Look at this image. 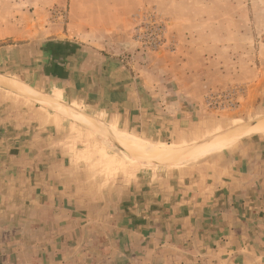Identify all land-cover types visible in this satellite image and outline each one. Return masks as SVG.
<instances>
[{
    "label": "rangeland",
    "instance_id": "rangeland-1",
    "mask_svg": "<svg viewBox=\"0 0 264 264\" xmlns=\"http://www.w3.org/2000/svg\"><path fill=\"white\" fill-rule=\"evenodd\" d=\"M35 1L0 0V44L12 41L3 26H26ZM124 3L133 4L137 49L160 58L179 89L170 86L162 141L120 134L183 152L264 122V0ZM51 10L65 20L64 9ZM46 103L0 85V260L264 264V132L151 163L118 149L93 121L97 129Z\"/></svg>",
    "mask_w": 264,
    "mask_h": 264
},
{
    "label": "crops",
    "instance_id": "crops-1",
    "mask_svg": "<svg viewBox=\"0 0 264 264\" xmlns=\"http://www.w3.org/2000/svg\"><path fill=\"white\" fill-rule=\"evenodd\" d=\"M33 5L32 13H24L26 26L8 27L9 32L7 26L2 28L12 41L0 44V67L20 79L0 75L49 96L46 88L55 91L54 98L76 108L91 109L90 115H99L117 131L114 134L162 141L171 127V106L166 104L172 99L170 86L179 85L166 75L168 67L157 65L160 58L137 49L131 31L133 4L36 0ZM52 7L66 11L64 21L52 15ZM3 203L0 191V213ZM8 261L3 257L0 264Z\"/></svg>",
    "mask_w": 264,
    "mask_h": 264
},
{
    "label": "bare ground",
    "instance_id": "bare-ground-1",
    "mask_svg": "<svg viewBox=\"0 0 264 264\" xmlns=\"http://www.w3.org/2000/svg\"><path fill=\"white\" fill-rule=\"evenodd\" d=\"M12 80L6 79V78L0 76V85H12L13 84ZM14 85L19 90L16 92L22 93V95H25L26 97H29L32 99H39V98H36L33 95L29 94V93H26L25 91L20 90V87L18 86V84L17 85L14 84ZM39 100L43 101L41 99H39ZM43 102L46 103L47 101H43ZM46 104L50 105L48 103H46ZM58 108H60V110L63 111L67 116H69V117L71 116L72 118H75V119L81 121V123H83L84 125L85 124L89 125V127L94 125V123L92 124V122H91V120H89V118L84 117L81 114L74 113L65 107H58ZM60 110H59V112H60ZM259 121H264V118L259 119L257 122H259ZM94 126L96 128V125H94ZM263 132H264V122L256 123L249 128H246V127L245 128H236V129H234V131L232 133L223 134V136L221 135L220 138L215 139L214 141L210 142L209 144H207L205 146L199 147L198 145H193L190 148L184 150L183 152L181 149L180 150H177V149L174 150L171 148L158 147V146L152 145L150 143H146V142H143L141 140L134 139L130 136L120 135L118 133H115L114 134L115 136L113 134L112 135L117 140V142L124 149H126L128 151H131L135 154L144 156V157L152 159V160L161 161V162H170V161H174V160H184V159L186 160L187 158L197 156L198 154H201L202 152H208V151L214 150V149H216V148H218L224 144H227V143L231 142L232 140L238 139L241 136L246 135V134H250V133L256 134V133H263Z\"/></svg>",
    "mask_w": 264,
    "mask_h": 264
},
{
    "label": "water",
    "instance_id": "water-1",
    "mask_svg": "<svg viewBox=\"0 0 264 264\" xmlns=\"http://www.w3.org/2000/svg\"><path fill=\"white\" fill-rule=\"evenodd\" d=\"M1 77H4V76H1ZM4 78H6V77H4ZM12 82H13L12 85H3V86H5V87H7L9 89L15 90V91H19L18 88H16L15 85H14V84H16V85L18 84V86L20 87V90L25 91L26 93H29V94L33 95L34 97H36V98H39V99H41L43 101H47V102H50V103H54V104L60 105L62 107H65V108L71 110L74 113H78V114L83 115L84 117L89 118L91 121H93L99 127V129L101 130L102 134L106 138H108L118 149H120L121 151L125 152L127 155H129V156H131L133 158H136V159H142L143 161H146V162H151V163H166V162L156 161V160H152V159H149V158H146V157H142V156H139L137 154L132 153L131 151H128V150L124 149L117 142V140L114 138V136L112 135V133H110L106 128H104L103 125L98 120H96L91 115H89V114H87V113H85L83 111H80V110L76 109L72 105H70V104H68V103H66L64 101L58 100V99H56V98H54L52 96L46 95V94H44V93H42V92H40V91H38V90H36V89H34V88L26 85V84L17 82L15 80H12ZM255 123L248 124L247 128L253 126Z\"/></svg>",
    "mask_w": 264,
    "mask_h": 264
}]
</instances>
